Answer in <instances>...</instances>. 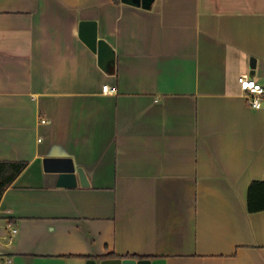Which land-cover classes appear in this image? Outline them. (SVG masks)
<instances>
[{
    "label": "crops",
    "instance_id": "crops-1",
    "mask_svg": "<svg viewBox=\"0 0 264 264\" xmlns=\"http://www.w3.org/2000/svg\"><path fill=\"white\" fill-rule=\"evenodd\" d=\"M251 58L264 86V0H0V160L26 162L0 201V264H264V210L247 207L264 99L251 107L238 80Z\"/></svg>",
    "mask_w": 264,
    "mask_h": 264
},
{
    "label": "water",
    "instance_id": "water-1",
    "mask_svg": "<svg viewBox=\"0 0 264 264\" xmlns=\"http://www.w3.org/2000/svg\"><path fill=\"white\" fill-rule=\"evenodd\" d=\"M122 2L141 6L149 9L154 0H121ZM80 38L93 52L97 53L98 65L107 73H114L116 69V52L114 47L105 38L99 37L98 23L96 20H82L79 28ZM250 76L256 71V59L251 58L250 61ZM45 168L53 173H61L66 175L69 182L76 184V171L83 186L89 185L88 177L83 168L76 170L73 166L71 158L68 157H46L44 159ZM87 264H166L164 258H130V257H115L103 259H89Z\"/></svg>",
    "mask_w": 264,
    "mask_h": 264
},
{
    "label": "trees",
    "instance_id": "trees-1",
    "mask_svg": "<svg viewBox=\"0 0 264 264\" xmlns=\"http://www.w3.org/2000/svg\"><path fill=\"white\" fill-rule=\"evenodd\" d=\"M26 166L24 161L0 160V201L6 189ZM247 207L250 212L264 210V180H254L248 190ZM136 258L135 255L130 258ZM140 258V257H137Z\"/></svg>",
    "mask_w": 264,
    "mask_h": 264
},
{
    "label": "built area",
    "instance_id": "built-area-1",
    "mask_svg": "<svg viewBox=\"0 0 264 264\" xmlns=\"http://www.w3.org/2000/svg\"><path fill=\"white\" fill-rule=\"evenodd\" d=\"M239 83L241 88L245 91L248 104L253 108H260L264 99V86L259 84L254 78L248 74H241L239 76ZM109 85L104 86V90L109 89ZM43 122L46 120L43 119Z\"/></svg>",
    "mask_w": 264,
    "mask_h": 264
}]
</instances>
